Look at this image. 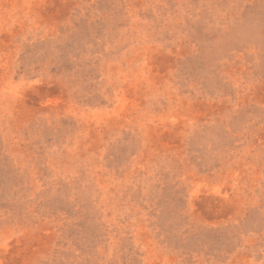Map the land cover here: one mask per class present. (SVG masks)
I'll use <instances>...</instances> for the list:
<instances>
[{
	"label": "rangeland",
	"instance_id": "obj_1",
	"mask_svg": "<svg viewBox=\"0 0 264 264\" xmlns=\"http://www.w3.org/2000/svg\"><path fill=\"white\" fill-rule=\"evenodd\" d=\"M0 264H264V0H0Z\"/></svg>",
	"mask_w": 264,
	"mask_h": 264
}]
</instances>
